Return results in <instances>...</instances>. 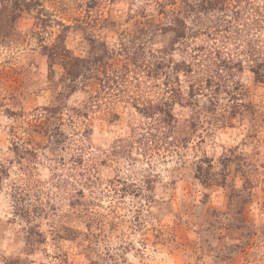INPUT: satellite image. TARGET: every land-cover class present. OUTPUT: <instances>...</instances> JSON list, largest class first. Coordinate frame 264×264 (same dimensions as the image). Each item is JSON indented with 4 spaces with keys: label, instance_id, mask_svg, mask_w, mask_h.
<instances>
[{
    "label": "rangeland",
    "instance_id": "obj_1",
    "mask_svg": "<svg viewBox=\"0 0 264 264\" xmlns=\"http://www.w3.org/2000/svg\"><path fill=\"white\" fill-rule=\"evenodd\" d=\"M0 264H264V0H0Z\"/></svg>",
    "mask_w": 264,
    "mask_h": 264
}]
</instances>
